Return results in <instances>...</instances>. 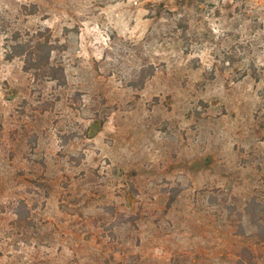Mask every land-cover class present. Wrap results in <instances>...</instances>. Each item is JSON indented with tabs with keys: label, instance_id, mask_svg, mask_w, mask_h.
Instances as JSON below:
<instances>
[{
	"label": "rangeland",
	"instance_id": "rangeland-1",
	"mask_svg": "<svg viewBox=\"0 0 264 264\" xmlns=\"http://www.w3.org/2000/svg\"><path fill=\"white\" fill-rule=\"evenodd\" d=\"M46 29L65 78L7 58ZM239 260L264 264V0H0V264Z\"/></svg>",
	"mask_w": 264,
	"mask_h": 264
},
{
	"label": "trees",
	"instance_id": "trees-1",
	"mask_svg": "<svg viewBox=\"0 0 264 264\" xmlns=\"http://www.w3.org/2000/svg\"><path fill=\"white\" fill-rule=\"evenodd\" d=\"M156 15H161L166 18L179 17V24L188 21V13L186 11H172L170 9L164 8L162 5L153 9ZM183 25L184 34H186L187 25ZM48 33L45 35L43 31H36L33 33H26V37H23L20 30H16L13 37L11 38V44L9 45V51L7 52V58L11 59L16 56L23 57L25 69L34 71L35 75L38 77H47L50 79L65 78V72L63 66H55L51 64L52 52L56 50H62L65 45L58 43L56 40H50L51 35L49 29H46ZM146 76L140 78V85L143 86L146 79L153 75L155 70L154 66L151 65L145 69ZM60 74V77H57ZM258 202L254 198H251L246 206V211L255 215V206ZM247 250L248 249H244ZM249 252V251H248ZM238 264H242L239 260Z\"/></svg>",
	"mask_w": 264,
	"mask_h": 264
}]
</instances>
